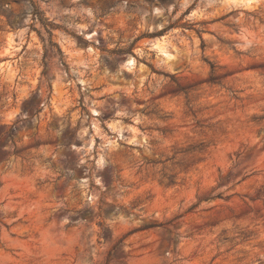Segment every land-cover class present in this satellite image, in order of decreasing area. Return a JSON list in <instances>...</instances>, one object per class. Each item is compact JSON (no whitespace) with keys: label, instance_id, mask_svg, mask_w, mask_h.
<instances>
[{"label":"rangeland","instance_id":"rangeland-1","mask_svg":"<svg viewBox=\"0 0 264 264\" xmlns=\"http://www.w3.org/2000/svg\"><path fill=\"white\" fill-rule=\"evenodd\" d=\"M0 264H264V0H0Z\"/></svg>","mask_w":264,"mask_h":264}]
</instances>
